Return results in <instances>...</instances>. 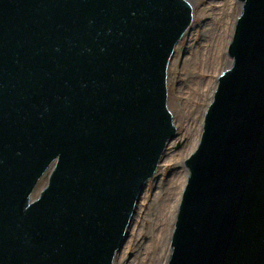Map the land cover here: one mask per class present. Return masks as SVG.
I'll use <instances>...</instances> for the list:
<instances>
[{
	"label": "water",
	"instance_id": "95a60500",
	"mask_svg": "<svg viewBox=\"0 0 264 264\" xmlns=\"http://www.w3.org/2000/svg\"><path fill=\"white\" fill-rule=\"evenodd\" d=\"M239 4L165 264H264V0ZM194 16L186 0H0V264H115L177 136L167 68Z\"/></svg>",
	"mask_w": 264,
	"mask_h": 264
},
{
	"label": "rangeland",
	"instance_id": "374dc122",
	"mask_svg": "<svg viewBox=\"0 0 264 264\" xmlns=\"http://www.w3.org/2000/svg\"><path fill=\"white\" fill-rule=\"evenodd\" d=\"M186 1L195 11L194 20L178 42L166 76L167 106L177 128V136L168 145L157 172L144 189L115 264L167 262L176 217L170 231L167 254L164 253L166 242L157 246L161 209L170 196V207L179 206L184 187L179 196V191L173 189V183L187 171L184 162L192 152L186 154L200 140L204 115L212 100L217 77L231 64L227 48L241 9L238 0ZM218 36L220 40L216 43L213 40ZM215 46L218 60L215 58L211 63L210 56ZM210 82L211 89L208 90ZM48 175L49 170L39 181L32 198H36L46 185Z\"/></svg>",
	"mask_w": 264,
	"mask_h": 264
},
{
	"label": "bare ground",
	"instance_id": "6f19581e",
	"mask_svg": "<svg viewBox=\"0 0 264 264\" xmlns=\"http://www.w3.org/2000/svg\"><path fill=\"white\" fill-rule=\"evenodd\" d=\"M227 37H228L227 41H229V39H230L229 34H227ZM219 40H220V37L218 36L217 38H214L213 41L217 43V42H219ZM216 56H217V50H216V46H215L213 48V51H212L211 56H210V62L211 63L215 62V60L218 58V57L216 58ZM211 83L212 82H210V84H208V87H207L208 90L211 89ZM204 94L205 93H203V95ZM197 143L198 142L195 143L193 148L186 155H189L191 152H193L195 150V148L197 147ZM187 178H188V170L184 171L182 176H178V179L176 181H174V183H173V189H177L179 191V196L181 193L180 191L182 190V188L186 184ZM171 194L173 195L174 193L171 192ZM170 200H171V196L168 197L167 201L164 203L163 206H165V207H163L161 209L162 214L160 217L159 230L157 231V232H159V235L157 238V246H158V244H161V243L163 244L166 242V246H164V247H166L164 253L167 252V254H168L169 239H170V235H171L170 231H172V224L174 223V218L176 217L175 215L177 213L176 210L178 209L177 206H174V208L170 207V205H169ZM167 254H166V256H167Z\"/></svg>",
	"mask_w": 264,
	"mask_h": 264
}]
</instances>
